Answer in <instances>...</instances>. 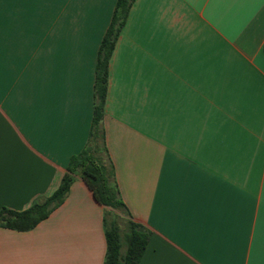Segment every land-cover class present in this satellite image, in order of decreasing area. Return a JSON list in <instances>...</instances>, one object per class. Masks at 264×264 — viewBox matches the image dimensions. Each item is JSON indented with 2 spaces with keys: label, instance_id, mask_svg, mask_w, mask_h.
<instances>
[{
  "label": "crops",
  "instance_id": "1",
  "mask_svg": "<svg viewBox=\"0 0 264 264\" xmlns=\"http://www.w3.org/2000/svg\"><path fill=\"white\" fill-rule=\"evenodd\" d=\"M117 0H0V210L59 188L90 137ZM140 264H264V0H136L103 120ZM105 208L77 178L0 264H104Z\"/></svg>",
  "mask_w": 264,
  "mask_h": 264
},
{
  "label": "trees",
  "instance_id": "2",
  "mask_svg": "<svg viewBox=\"0 0 264 264\" xmlns=\"http://www.w3.org/2000/svg\"><path fill=\"white\" fill-rule=\"evenodd\" d=\"M135 1L117 0L112 21L102 40L96 69L92 128L86 147L71 159L53 195L36 201L25 211L0 210V227L18 232L32 231L65 202L72 185L77 178H81L93 192L96 201L105 208L107 254L104 264H140L149 241V231L132 220L122 199L103 124L110 62Z\"/></svg>",
  "mask_w": 264,
  "mask_h": 264
},
{
  "label": "rangeland",
  "instance_id": "3",
  "mask_svg": "<svg viewBox=\"0 0 264 264\" xmlns=\"http://www.w3.org/2000/svg\"><path fill=\"white\" fill-rule=\"evenodd\" d=\"M124 224L122 225V228H123Z\"/></svg>",
  "mask_w": 264,
  "mask_h": 264
}]
</instances>
